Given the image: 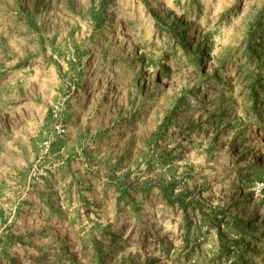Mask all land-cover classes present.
I'll use <instances>...</instances> for the list:
<instances>
[{
	"label": "rangeland",
	"instance_id": "374dc122",
	"mask_svg": "<svg viewBox=\"0 0 264 264\" xmlns=\"http://www.w3.org/2000/svg\"><path fill=\"white\" fill-rule=\"evenodd\" d=\"M0 264H264V0H0Z\"/></svg>",
	"mask_w": 264,
	"mask_h": 264
}]
</instances>
